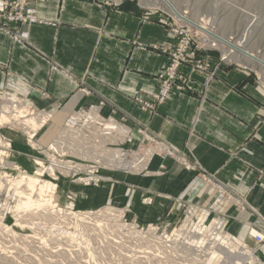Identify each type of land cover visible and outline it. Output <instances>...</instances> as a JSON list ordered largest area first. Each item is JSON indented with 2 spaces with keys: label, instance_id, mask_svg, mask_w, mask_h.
<instances>
[{
  "label": "crops",
  "instance_id": "1",
  "mask_svg": "<svg viewBox=\"0 0 264 264\" xmlns=\"http://www.w3.org/2000/svg\"><path fill=\"white\" fill-rule=\"evenodd\" d=\"M137 3L37 0L44 24L22 26L26 40L0 30V89L50 112L54 123L97 109L144 129L167 153L156 151L134 178L150 215L197 204L219 216L224 234L257 246L249 232L264 237V98L246 71L222 67L208 78L185 69L190 90L141 110L133 99L157 89L168 62L150 45L170 46L174 36Z\"/></svg>",
  "mask_w": 264,
  "mask_h": 264
},
{
  "label": "rangeland",
  "instance_id": "2",
  "mask_svg": "<svg viewBox=\"0 0 264 264\" xmlns=\"http://www.w3.org/2000/svg\"><path fill=\"white\" fill-rule=\"evenodd\" d=\"M2 1L7 5L0 11V30L16 40L27 39V32L21 29L22 26L44 24L36 14L34 3L37 0ZM100 1L116 3L125 0ZM139 1L142 5L137 4L145 14L155 16L174 36L170 46L150 45L153 51L166 55L168 62L157 74V89L142 91L133 99L141 110H154L172 91L185 93L190 90V77L185 69L208 74V78L222 67L246 71L264 98V65L244 64L224 56L226 46L206 38L189 21L178 19L150 0ZM172 1L186 15L232 41H242L245 48L264 57V0ZM28 9L34 10L33 14L40 21H31L26 14ZM174 61H177L176 65ZM171 70L172 76L168 73ZM166 80L165 96L155 97L154 93H160ZM237 91L248 97L239 87ZM12 97L20 101L30 114L37 111L48 113V120H45V125V121L36 124L26 116L20 118L29 125L24 127L18 122L20 120L0 115V151L4 152H0V160L12 165L0 166V264H264V249L258 246L263 240L257 237L254 238L257 246L236 242L237 248L226 246L228 254L219 250L217 241L229 239L221 231L219 216L212 215L207 208H198L197 204L186 205V208L180 205L174 212L164 210L158 216L150 215V199L139 196V189L136 188L139 185L134 184V178L146 173L147 163L156 151L159 155L167 153L162 144L157 145L151 155L148 153L147 149L155 144L144 129L133 130L123 119L106 118L100 114L103 122L109 120L117 128L111 130L109 136L101 134L102 125L96 124L91 133L84 124L85 113L91 110L75 112L61 123H54L50 112L31 108L27 98L6 88L0 89V106L10 109L5 98ZM76 114L81 115L79 120L73 119ZM88 120L93 121L91 118ZM66 124L91 136V148L98 145L100 136L106 139V147L120 150L125 160L136 163L140 169L131 171L121 167H103L90 158L66 152L54 157L84 168L73 173L53 170L49 145L56 133L66 128ZM45 128L46 131L41 133ZM82 145L85 149L88 144H81L79 150ZM23 176L30 177L35 188L40 185L39 181L51 183V188L41 194L42 200H49L50 204L38 207L35 205L39 202L34 200L26 212L14 211V190L3 183L2 178ZM123 187L126 191L121 192ZM7 194L10 198L8 196L9 201L4 203L2 200ZM102 194L106 196L102 198ZM139 204L145 207L140 209ZM106 207L117 213L112 216L115 222L108 225L107 220L102 218L105 215L102 210ZM53 209L55 212H50ZM29 211L34 213L33 217L29 216ZM76 214L84 216L86 228L79 226ZM214 236H217V241L213 240Z\"/></svg>",
  "mask_w": 264,
  "mask_h": 264
},
{
  "label": "bare ground",
  "instance_id": "3",
  "mask_svg": "<svg viewBox=\"0 0 264 264\" xmlns=\"http://www.w3.org/2000/svg\"><path fill=\"white\" fill-rule=\"evenodd\" d=\"M150 1L153 2V4L161 5L163 8L167 9L171 14H173L178 19H180L182 21H189L190 24H192L197 30L201 31L206 38L213 39V41H215V43H217L218 45L224 44L226 46V48H227L224 51V53H225L224 56L229 57V58L237 59V61H240V62H242L244 64H255L256 66L264 65V57H259V55L255 54L252 51H250L249 49L245 48L244 45L242 44V41H240L238 39L232 41L230 38H227V37H224V36L218 34L217 32H215L212 29L208 28L205 24L201 23L200 21L195 20L192 17L186 15V12L181 10V9H179L174 4V2L172 0H150ZM5 102L8 103L11 108L9 109V108L5 107L4 105L0 106V115L1 116L2 115H7V116H10V117H12L14 119L20 120L18 122L21 123V125L24 126V127L28 123L27 124L24 123V121L21 120L20 118H25L26 116L28 117L27 119H30V122L31 121H33L34 123L37 122L36 124H39V123L44 122L45 120L46 121L48 120L47 119L48 115H44L46 113H43V115L42 114L38 115L37 113H31V114L28 113L29 110L24 109L22 107V105H21L22 103L20 101H16V99H14L13 97L12 98H8V99L5 98ZM23 103L26 104L25 102H23ZM28 106L31 107L30 104ZM85 114H86V118L84 120V122H85L84 124L85 125L87 124L86 127H88L87 129L91 133H93L92 132V128H94L93 126H96V124L102 125V127H101L102 133L101 134H105V135H109L111 130H114L115 128H117V127H114V125H113L114 123L110 122L109 120L106 121V122H103L100 119V117H99L100 115H99V112H97V109L96 110L93 109V110H91L89 112H86ZM80 116H79V114H76V115H74L72 117L75 120H79ZM2 117H4V116H2ZM89 118H91L93 121L88 120ZM46 121L44 122V124L46 123ZM27 126H29V125H27ZM65 127L66 128L60 130L57 133V135L54 136L53 141L49 145V149L52 152V153L49 154V156L53 160V161L51 160L50 165H51L53 170H57L60 173L61 172L62 173H73V172H76L77 170H80V169L82 170L84 168V167H82L80 165H78V166H76V165L74 166L73 165L72 166L70 163H68L66 161L65 162L59 161V160H57L54 157L55 154L63 155V153H66V152L67 153H71V154H76L78 156L81 155V156H83V157H85L87 159L90 158L93 161L99 163L100 165H103V167L104 166H106V167H116V168L117 167H121V168H127V169H129L131 171H133V170L137 171V170L140 169V168H138L136 163H133L131 161L125 160V158L123 157V154L121 153L120 150H118V149H114L113 150V149H110V148L106 147L105 146L106 143L104 145V142H106V139H102L101 136H100V133L98 135V136H100L99 139H98L99 143H98V145L97 144L94 145L92 147L93 148L92 149L91 147H89V144L91 143V141H90L91 140V136H88V134L85 135L80 130H74L71 124H66ZM96 129H97V127H96ZM79 143H80V145L81 144H88V145H86L87 148L83 149L84 147L82 145V148L79 150V148H80ZM153 143H155V142H153ZM91 150L92 151L94 150L93 152L95 154H93V152ZM147 150H148V153H150V155H151L152 151H156V147L152 145V148L151 149L149 148ZM1 153H4V152H1ZM84 153H86L85 156H84ZM85 158H83V159H85ZM2 161L3 160H0V166H2V165H4V166L5 165L12 166L10 163L2 162ZM38 163H41V162L38 161ZM141 166H144V164H142ZM2 182L5 183L6 185L12 187L13 190H14V200H16V202L14 201L15 202L14 211L16 210L17 212H19V211L23 210L24 212H26L27 210L30 209V206L33 205V201L34 200L39 202V203H37L35 205V206H38V207L41 206V205H44L45 203L46 204H50L49 200H46V201L42 200L41 194L44 192V190H48V189L51 188V183H46L44 181H39L38 184H40V185L37 188H35V185L33 184V180L30 177H27V176L26 177H24V176L23 177H18L16 179H8V178L3 179L2 178ZM35 182L37 183L38 181L35 180ZM8 196H9V194H7L5 196V200H2V201H4V203L6 201H9L10 196L7 199ZM2 205H3V203H2ZM102 211L105 213V215L102 218L107 220V225H108L109 222H111V223L115 222L116 219H114L112 216H116L117 215V213H115L116 211H114L111 207H106ZM50 212H55V210L53 209ZM33 215H34V213L32 214V212L29 211V216L33 217ZM36 215H39V214H36ZM76 219L79 221L78 222L79 226H82L83 228H86V226H85L86 222H84V220H85L84 216H82L80 214H76ZM215 227H217V226L215 225ZM249 235L253 239L256 238V236H260L261 240L264 239V237L259 232L255 231V230H251L249 232ZM226 237L230 241L227 240V239H223L222 242L217 241V236L216 237L214 236L213 240L216 239L217 245L219 246V250H223L225 253L228 254L229 252L226 249V246H229L230 248H232V247L233 248H237L235 243L238 242V241L234 240L230 236L226 235ZM226 237H224V238H226ZM238 243H240V242H238Z\"/></svg>",
  "mask_w": 264,
  "mask_h": 264
},
{
  "label": "built area",
  "instance_id": "4",
  "mask_svg": "<svg viewBox=\"0 0 264 264\" xmlns=\"http://www.w3.org/2000/svg\"><path fill=\"white\" fill-rule=\"evenodd\" d=\"M23 1V0H22ZM5 5H7V3L6 2H4V1H2V0H0V11L1 10H3L4 9V6ZM33 12H34V10H31V9H28L27 11H26V14L27 15H29L30 17V19H31V21H33V20H35V21H40V20H38V18L36 17V15H34L33 14ZM22 35H24V36H26V34L25 33H23ZM175 62V64L174 65H176V63H177V61H174ZM171 76H172V70L170 71V72H168ZM167 72H166V74H168ZM165 74V75H166ZM161 77H163V75H161ZM167 80L164 82V84H162V90L160 91V93H154V96L155 97H162V96H165V94H166V92H167ZM163 98V97H162ZM257 237V239H259V240H261V237L260 236H256Z\"/></svg>",
  "mask_w": 264,
  "mask_h": 264
}]
</instances>
